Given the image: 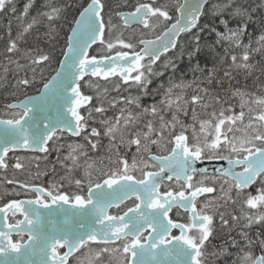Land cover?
<instances>
[{
	"label": "snow or ice",
	"instance_id": "obj_1",
	"mask_svg": "<svg viewBox=\"0 0 264 264\" xmlns=\"http://www.w3.org/2000/svg\"><path fill=\"white\" fill-rule=\"evenodd\" d=\"M125 6L25 0L17 15L16 0H0V14L19 21L15 37L11 19L6 25L0 62V83L13 89L0 117V183L13 185L4 195L15 197L0 204V264H264V238L245 231L264 224V84L256 92L246 84L232 88L235 77L225 70L229 88L221 96L201 87L225 83L215 66L194 60L203 48L198 33L208 28L213 46L223 50L221 62L230 60L245 78L264 74L258 67L264 65V0H135L130 6L125 0ZM202 17L218 20L223 31L202 25ZM34 29L48 50L21 47ZM187 33L186 47L180 38ZM185 57L193 79L170 78L153 94V79L169 69L174 76ZM37 83V94L28 95ZM121 85H134L141 95L111 97ZM150 95L160 99L142 104L141 96ZM109 109L117 111L109 117ZM219 162L227 167L201 166ZM10 167L27 179L10 178ZM44 176L47 182H36ZM238 201L240 215L220 211ZM180 210L187 214L183 222L176 218ZM217 218L226 238L217 232ZM254 243L260 255L251 250Z\"/></svg>",
	"mask_w": 264,
	"mask_h": 264
},
{
	"label": "trees",
	"instance_id": "obj_2",
	"mask_svg": "<svg viewBox=\"0 0 264 264\" xmlns=\"http://www.w3.org/2000/svg\"><path fill=\"white\" fill-rule=\"evenodd\" d=\"M25 0H16V5H17V15L19 14L20 10L23 7ZM135 2V0H126V5L130 6L131 4H133ZM159 2H162V0H160ZM245 2H247V0H245ZM253 3H258V0H252ZM107 3L109 6L113 7V10H126V6H125V0H107ZM117 5H119V7H117ZM72 13H69V19L71 18ZM253 18H254V22L252 24H250L249 26V32L255 36L259 34V18H260V13L259 10H257V12L253 13ZM11 19L12 21V35L13 37H15L17 35V32L19 30L18 25H19V21L13 19V14L11 13H4V14H0V62L3 61L4 59V48H5V44L7 41V35H6V25L8 23V21ZM200 23L202 25L207 24L209 25V27H211L213 24H215V26L218 28V30L223 31V26L219 25L218 20L217 21H213L211 19V17H202ZM231 27L235 28L236 27V23L233 22L231 25ZM67 29H68V24L65 23L62 33H61V38L58 42V44L56 45L54 51L58 57L59 54V49L60 47L63 46V35L65 33H67ZM42 31V29H41ZM194 32L196 31L195 29L193 30ZM36 30H33V33H30L26 39L28 40V44L24 45L22 44L21 47H29L32 46L33 44H39L41 47H44L46 50L49 49V46L45 43H43V38L41 39V41H36L34 39V34H35ZM191 33H187L184 34L181 38L180 41L182 44H184L186 47L189 46L191 44ZM198 35H200L201 37V45L203 46L202 51L200 54H198L197 57L194 58L195 61H198L200 63V66L202 68L205 69H212L213 66H215L216 68V77L219 79H223L225 81V83L222 86H217L215 83H213L212 85H206V84H202L201 87H210V89L212 90L213 93H218L221 96L225 95V89L229 88V85L227 83L228 78L224 77L223 73L225 70H230L233 74V76L235 77V79L232 80L231 82V87L232 88H243L245 86V84L247 85V90L250 92H256L257 88L256 85L257 84H264V74H262L259 71H255L253 72V74L251 76H247V78H245L246 74L244 70H238L235 67H230V60H225V61H220V57L223 56V50L221 48L220 45H215L213 46V42L215 40V34L211 33L209 31L208 28H205L202 32H199ZM151 38V37H149ZM245 43H247V37L245 38ZM235 51L237 53H239L241 50L240 49H235ZM173 53L170 52L168 53V56H172ZM260 56H254L253 60H259ZM164 60V57L162 59V61ZM264 65H258V67H261ZM56 67V60H53L52 65L45 70L46 75L47 74H52V69ZM162 67V66H161ZM256 76H259L260 79L257 81L255 78ZM194 77V74L189 66V61L187 60V57H185L183 60H178L177 61V69L175 72V75L173 76L171 69H169L168 71L165 72V75L163 77H156L153 79V83L150 84L148 87L150 89V91L154 94L155 90L161 85L164 84L165 87L168 84L169 79H173L176 80L177 82H179L180 80H184V81H191ZM195 77L197 79H201V73L197 72L195 73ZM11 78V76H10ZM237 81H239V83H237ZM39 87V83H37V85L31 89H29L28 93H33L36 92V88ZM125 89H127L125 91ZM13 89L11 88V86H5V84L0 83V114L3 116L4 114V108L3 105L7 102H10V100L12 99V97L9 95L10 92ZM188 93H191V90H188ZM260 94V93H257ZM137 95H141V93L139 92V90L137 89L136 86H127V85H121L120 91L117 93L115 91L110 92V96L111 97H128V96H137ZM22 98V97H21ZM160 99L159 96H156L155 99L153 98L152 95L150 96H141V103L144 105H151L152 103L157 102ZM120 107V105H117V109ZM117 109H109V111L107 112V115L109 117L112 116V114L114 112L117 111ZM182 119H184L186 122H188V118L185 117H181ZM104 143H107V140H104ZM101 154H105L104 150L101 149L100 150ZM35 155V154H31L30 156ZM95 155V154H93ZM51 161H55V153L52 154V156L50 157ZM41 164V167L44 166V161H40L39 162ZM32 171H35V167L33 165ZM50 177L48 176H44L41 178V182H47L49 180ZM37 182V181H36ZM245 231H249L250 235L252 236L253 240H256L257 238V234H261L262 238H264V228L262 226H253L251 230H245ZM220 235L224 238H226L225 234L223 231L219 232ZM232 235H236L235 231H233ZM239 239V238H238ZM220 241H217V243H219ZM241 243H243V241H241ZM252 250L254 251L255 255H258L261 253V249L259 246V243H254L252 246ZM230 251H234L232 249H230ZM232 259H235V257H233Z\"/></svg>",
	"mask_w": 264,
	"mask_h": 264
},
{
	"label": "flooded vegetation",
	"instance_id": "obj_3",
	"mask_svg": "<svg viewBox=\"0 0 264 264\" xmlns=\"http://www.w3.org/2000/svg\"><path fill=\"white\" fill-rule=\"evenodd\" d=\"M258 2H259V0H258ZM73 139H74V138H73ZM31 154H32V153H16L15 155L30 156ZM35 155H42V154L36 153ZM9 156L12 157L13 154L10 153ZM9 162H10V164H11V163L14 162V161H11V160H10ZM206 167L209 168L208 165H206ZM7 174H8V176H9L10 178L14 177V178H16V179H18V180H25V179H27V176H26L25 174L20 173V172H18L17 170L12 169L11 167L9 168ZM41 181H43V180H39V181H37V183H40ZM13 187H14L13 185H6V184H3V183H0V196L3 197L2 199H0V204H2L4 201H6V200H8V199L15 198V197H10V196L4 195V192H5V189H6V188H7V189H11V188H13ZM249 190H251V189H249ZM249 190H248V191H249ZM207 195H208V196H214V195H217V193L207 194ZM20 198H23V197H20ZM200 200L203 201V200H204V197H201ZM220 211H221V210H220ZM176 212H177V210L174 209V210H173V216H176ZM221 212H222V211H221ZM186 215H187V214L183 213V210H180V216H179V217H176V218L179 219L181 222H183V219H184V217H185ZM215 222H216V221H215ZM217 232L219 233V230H218V229H217Z\"/></svg>",
	"mask_w": 264,
	"mask_h": 264
},
{
	"label": "rangeland",
	"instance_id": "obj_4",
	"mask_svg": "<svg viewBox=\"0 0 264 264\" xmlns=\"http://www.w3.org/2000/svg\"><path fill=\"white\" fill-rule=\"evenodd\" d=\"M162 2L171 5L172 3H174V0H162ZM33 93H36V92H33ZM29 94H32V93H29ZM253 188H255V186H253ZM249 191H252V189L249 190ZM241 207H242V205L238 201L236 205L229 204V205L226 206V208H221L220 210L222 212L223 211H227L228 213H235L237 215H240L241 214ZM244 211H247V212H256L257 210H251V209H247L245 207L244 208ZM260 211H264V209H260ZM215 223L217 225V229L219 230V232H221L222 230L219 227V220H218V218L216 219V222ZM241 223H243V221H241ZM253 226H262L264 228V224H256V225H253ZM253 253H254V251H253Z\"/></svg>",
	"mask_w": 264,
	"mask_h": 264
},
{
	"label": "water",
	"instance_id": "obj_5",
	"mask_svg": "<svg viewBox=\"0 0 264 264\" xmlns=\"http://www.w3.org/2000/svg\"><path fill=\"white\" fill-rule=\"evenodd\" d=\"M37 94V92L36 93H34V94H30V95H36ZM0 117H2L1 115H0ZM206 165H209L210 167H209V170L211 171L213 168H215V167H220V166H223V167H227V163L226 162H219V163H205L204 165H201L202 167H206Z\"/></svg>",
	"mask_w": 264,
	"mask_h": 264
}]
</instances>
